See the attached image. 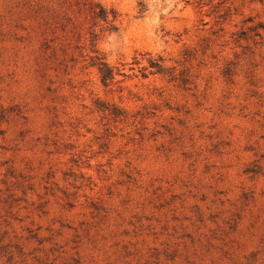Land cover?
<instances>
[{
	"label": "rangeland",
	"instance_id": "rangeland-1",
	"mask_svg": "<svg viewBox=\"0 0 264 264\" xmlns=\"http://www.w3.org/2000/svg\"><path fill=\"white\" fill-rule=\"evenodd\" d=\"M0 264H264V0H0Z\"/></svg>",
	"mask_w": 264,
	"mask_h": 264
},
{
	"label": "trees",
	"instance_id": "trees-1",
	"mask_svg": "<svg viewBox=\"0 0 264 264\" xmlns=\"http://www.w3.org/2000/svg\"><path fill=\"white\" fill-rule=\"evenodd\" d=\"M118 12L115 9H107L105 6L97 3L95 9L93 10V18L95 23L105 21L110 24V28L117 30L118 26L116 21L118 20ZM162 58L159 59H150L151 67L156 68L157 72L163 73L166 70V67L163 65ZM95 64L98 66L102 82L104 85H108L112 80L115 79V70L106 60L105 56L97 55Z\"/></svg>",
	"mask_w": 264,
	"mask_h": 264
}]
</instances>
